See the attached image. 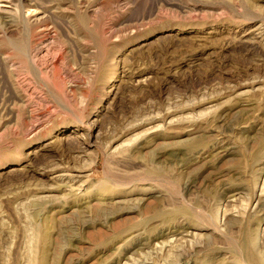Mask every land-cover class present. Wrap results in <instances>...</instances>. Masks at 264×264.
<instances>
[{
	"label": "rangeland",
	"instance_id": "374dc122",
	"mask_svg": "<svg viewBox=\"0 0 264 264\" xmlns=\"http://www.w3.org/2000/svg\"><path fill=\"white\" fill-rule=\"evenodd\" d=\"M260 25L264 0H0V264H171L177 226V244L200 246L187 264H264ZM147 131L140 160L163 154L162 176L142 181L113 152ZM71 168V188L48 190Z\"/></svg>",
	"mask_w": 264,
	"mask_h": 264
},
{
	"label": "bare ground",
	"instance_id": "6f19581e",
	"mask_svg": "<svg viewBox=\"0 0 264 264\" xmlns=\"http://www.w3.org/2000/svg\"><path fill=\"white\" fill-rule=\"evenodd\" d=\"M49 30H50L49 28H44V30H43L44 32H43L42 37H46V38L50 37L51 38V32ZM255 30H257V32L255 33V36L259 40L264 39L263 27L260 25ZM250 37H252V36H250ZM48 48L43 47L40 50V52H43V55L46 56V54H48ZM258 62H261V63H258L259 65H263L264 55L258 54ZM242 71L247 72V70H243V68H242ZM248 86H251V88L257 87V88H255V90L263 92L264 91V77L262 79L253 78L252 81H250V83L248 84ZM223 94H225V92ZM212 99H214V98H210V100H212ZM208 101H209V99H208ZM195 103H197V102H195ZM198 104L199 103H197L196 105H198ZM190 106H188V108ZM177 111H179V109H177V110L176 109H172V110L169 109V110H167V111H165L162 114L157 115V116L145 117V118L135 120L133 122H129V123H127V125L124 126V128L122 127L119 130L118 135L114 134L112 136V142L121 138L124 135V133H128V132L134 130L135 128H137L139 126L148 125L151 122L164 119L165 117H169V116H171V114H173L174 112H177ZM224 112H225V110H223L221 112L220 116H217V115L216 116H210L209 118H207V120H204L205 122H203V120H201V118H194V117L193 118H182V119L179 118V119H176L175 121L169 122V125L172 124V125L176 126L178 131H181V132H185V133L193 132V131H196L198 128H200L201 125H207L208 126V125L213 124L215 122H220V123L223 122L224 118L222 119V115L224 114ZM210 113H212V112H210ZM243 123H245V120L240 119L239 122H237L235 124L236 125L235 129L240 127V125ZM201 128H202V126H201ZM228 128L231 129V128H233V126H231V127L228 126ZM152 133L153 132L147 131L146 133H144V134L138 136L136 139H134L130 144L122 145L119 150L113 152V153L118 154V157H117L118 159L117 158L115 159V164L123 167L125 169V171L130 172V174L134 175L137 178H140L142 181L150 180V179L152 180L153 178H159L162 176V172L157 168V166L161 163V159L163 157L162 156L163 154L161 156H158L157 154H152V160L153 161H151V162H148L145 160H140L141 152L149 144L150 137H151ZM84 156H86V154ZM257 160H258V158H257ZM91 164L92 163H90L89 165H91ZM146 165H148L150 168H145ZM105 168H106V166H105ZM71 170H73V173L75 172L76 175L72 174L71 176L63 175V176H60L57 178L54 177L55 178L54 182L55 183L57 182V184L59 183V185L55 188H49L48 190L59 191V190H62L66 187L71 188V186L73 184H75L74 180L76 178H79L78 177L79 173L81 174L80 170H77L75 168H73V169L71 168ZM155 180H157V179H155ZM195 181H196V175L189 177L186 180V182L184 183V185L182 186L183 190L184 191H190L191 189H193L195 187ZM230 198H232V196ZM144 201H145V199H141L140 201L136 200V202L134 204H133V201L119 202L118 204H120L122 207L117 209L113 213L111 212L109 219L112 218V216L118 215L120 213L136 212L138 210V206L141 204V202H144ZM232 201L233 200L231 199V202ZM103 212L106 213V211H103ZM180 213L184 214L186 212L181 211ZM260 213H264V193L257 199V204H256V207H255L252 215L256 216ZM227 215L231 216V217L230 218L228 217L229 219H227V222L225 225H229V228L232 230L235 227H238V226H236L238 224V221L234 220L237 217L231 213H228ZM229 223H232V224H229ZM180 227L181 226L174 227V230L170 231V232H171L172 236H176V237L181 236V238L179 240H177V238H175V240L173 242H171V244L166 245L169 249H171V250L174 249L176 252L175 261L173 263L171 262V264H187V263H189L191 261V258L193 257V255L196 253V248L197 249L200 248V246L188 247L186 244H184L185 243L184 241H181V240H183V238L187 237L188 234L181 232V229H183V228H180ZM158 236H159L158 238H162V237H164V234L160 232V234H158ZM178 241L184 242V243L177 244ZM176 246H180V247H176ZM250 253H252V252H250ZM252 254L247 255L249 262L251 264L258 263L256 256L254 255V253H252ZM155 257L156 258H154L155 260L153 261V264H158V262L160 260V256L158 254H156ZM141 264H148V263L143 262Z\"/></svg>",
	"mask_w": 264,
	"mask_h": 264
}]
</instances>
